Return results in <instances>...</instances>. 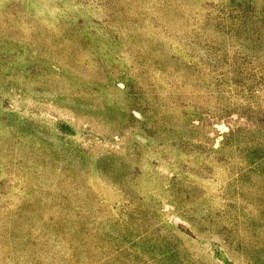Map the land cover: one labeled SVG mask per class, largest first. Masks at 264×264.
<instances>
[{
	"label": "rangeland",
	"instance_id": "rangeland-1",
	"mask_svg": "<svg viewBox=\"0 0 264 264\" xmlns=\"http://www.w3.org/2000/svg\"><path fill=\"white\" fill-rule=\"evenodd\" d=\"M0 264H264V0H0Z\"/></svg>",
	"mask_w": 264,
	"mask_h": 264
}]
</instances>
